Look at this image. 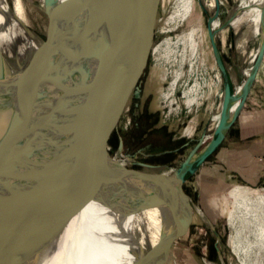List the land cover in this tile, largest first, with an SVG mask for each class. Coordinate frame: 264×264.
Instances as JSON below:
<instances>
[{"label": "water", "instance_id": "obj_1", "mask_svg": "<svg viewBox=\"0 0 264 264\" xmlns=\"http://www.w3.org/2000/svg\"><path fill=\"white\" fill-rule=\"evenodd\" d=\"M94 1L71 0L59 16L46 12L53 27L52 40L48 42L17 24L7 1H0L4 21L0 32L15 22L35 46L20 59L17 53L8 55L0 43V114L8 113L3 133L13 150L0 152V264H30L47 249L49 239L43 236L40 247L31 254L35 219L51 178L124 214H140L151 207L159 209L162 214L159 239L156 245L141 250L134 264H177L173 254L172 199L178 196L201 212L199 216L209 224L216 242L220 241L199 204L193 203L181 189L221 146L251 92L264 57V19L251 70L237 86L218 44L219 30L212 29L208 17L207 32L222 80L223 100L218 120L209 130L210 119L184 160L161 176L154 171L166 166L146 164L138 161L136 154H126L121 136L114 154L108 152L107 126L102 112L108 66L101 35L104 31ZM203 11L206 12L204 8ZM223 26L231 31L233 46L232 26L228 21ZM10 47L15 51L14 45ZM151 47H146L143 71L147 68ZM116 53L120 57L118 65L126 69L123 56ZM141 83L140 80L134 88L135 99L140 97ZM237 87L241 89L239 94ZM121 158L126 162L120 163ZM126 164L152 173L142 175Z\"/></svg>", "mask_w": 264, "mask_h": 264}, {"label": "rangeland", "instance_id": "obj_2", "mask_svg": "<svg viewBox=\"0 0 264 264\" xmlns=\"http://www.w3.org/2000/svg\"><path fill=\"white\" fill-rule=\"evenodd\" d=\"M6 1L12 10L10 1ZM240 1L219 0V12L216 19L223 24L228 21L230 25H236L235 15ZM94 2L101 30L105 32L102 33L106 34L108 39L107 47L122 55L127 66L126 69H121L118 65L120 61L112 60L110 65L105 62L108 67L105 69L102 112L107 126L108 152L111 155L114 154L118 147L119 136L126 138L125 153L128 155H132L146 140L153 138L155 147L144 153L145 155L169 152L159 158L140 161L155 166H166L163 170L175 168L201 137L208 121L218 113L220 99L214 90L208 95L207 86L202 84V81L208 83L214 80L219 71L215 65L207 32V19L212 12L205 8V0H195L190 17L172 30L168 18L173 11L175 0H95ZM28 17L32 31L47 42L52 40L50 31L53 27L46 15L32 5L28 9ZM236 26L238 35L234 38L235 42L245 40L247 50L256 51L259 38L252 34L253 24L242 22ZM192 27L197 29L194 56H190L189 48L186 47L183 50L182 45H178L171 48L168 60L155 59L152 54L155 46L166 39L175 42L178 35H182ZM230 32L229 29L219 32L217 40L220 41L218 44L224 61L235 76L236 85L240 86L250 72L254 59L243 58L232 46ZM59 39L62 40L61 32H59ZM148 45L152 47L148 55L147 68L143 71L142 62ZM182 51L184 52L183 60ZM175 70L181 72V79L172 95L166 98L164 95L169 92L172 72ZM143 72L144 75H142ZM140 78L143 79L142 92L139 99H135L133 92ZM195 80L202 84L200 93L204 97L199 103L194 102L188 107L184 104L182 91L185 87L192 86ZM252 88L253 94L249 93L237 120L228 132L229 135L206 159L197 174L181 189V192L189 196L193 203L196 204V201H199L201 211L211 222L220 241L216 242V236L209 224L197 214L189 201L185 200V205L180 208L173 206L175 214L173 254L177 264H221L219 254L222 264H242L243 259L246 264H264V248L255 247L240 259L232 253L229 238L234 234V228L229 225L227 219V212L232 208V199L227 193L234 187H255L257 190L250 189V191L264 195V177L258 176L256 179H250L252 183H247L231 172L232 167L236 168V166H230L229 159L225 157L230 151L232 142H235V139L232 141L231 138L236 135L245 138L253 131L262 129L260 125L264 120V57ZM221 89L220 86L219 90ZM134 103H137L136 107ZM215 124L212 121L209 130H212ZM187 128H192V135H186ZM208 133L210 134V131ZM186 143L189 145L185 146ZM119 162L124 163L125 159ZM125 166L139 171L142 175L152 173L145 168L128 164ZM161 171L162 169L156 170L154 173L159 174ZM244 171L243 167L241 173ZM54 208L56 210V206ZM155 211L148 213L149 247L156 245L162 231V214L158 208ZM55 212L53 209L51 215ZM47 227L48 225L43 226V228ZM51 231L63 233L61 225L55 229L52 228ZM249 239L252 242L251 235ZM51 263L47 261L44 264ZM53 264L56 263L53 262Z\"/></svg>", "mask_w": 264, "mask_h": 264}, {"label": "bare ground", "instance_id": "obj_3", "mask_svg": "<svg viewBox=\"0 0 264 264\" xmlns=\"http://www.w3.org/2000/svg\"><path fill=\"white\" fill-rule=\"evenodd\" d=\"M9 1L12 6V10H10L16 19L15 22L30 29L28 9L32 5H35L44 15L49 12L59 16L62 12L61 9L71 0ZM194 1L175 0L173 11L168 18V23L172 25V30L183 24L190 17L194 9ZM219 4V0H205L204 2L205 8L212 12L209 16L212 29L223 32L229 28L223 26L224 24L220 23L216 19L217 17L215 18L219 12ZM263 5L264 0H241L234 21L236 25L242 22L253 24L252 34L257 35L259 39L264 19ZM15 22L5 26L7 30L0 32V43L8 55L17 53V56L21 59L27 56L28 50L35 46ZM3 24V17L0 15V27H3ZM236 25H231L233 38L238 35ZM196 33L197 29L192 27L182 35H178L176 40H174L175 42H171L169 39L161 41V44L152 49V54L156 60L163 58L168 60L171 48L182 45L183 50L186 47L189 48L190 56H194L196 52ZM102 39L106 47L105 62L109 65L112 64V60L119 62L120 57L107 47L108 39L104 33H102ZM11 45L15 46L16 52L10 47ZM233 46L243 58L254 59L257 54V50H247L245 40L237 43L233 40ZM181 57L183 60V51ZM171 77L169 92L165 95L162 93L166 98L170 97L174 92L177 83L181 79V72L175 70L172 72ZM231 78L236 84L235 76L232 72ZM221 81L219 71L215 75L214 80H210L208 83L207 81H202V84L208 88V95L214 90L220 99L218 111L221 109L223 100L222 89L219 90L220 86L222 88ZM202 84L195 80L192 86L185 87L182 91L184 104L188 107L194 102L199 103L200 99L204 97L200 93ZM237 91L238 94L241 92L240 87L237 88ZM7 119V112L0 114V152H13L9 138L3 133ZM217 120V115L212 117V121L215 123ZM185 133L188 136L192 135V128H187ZM172 169L162 170L159 174L164 176L171 172ZM250 189L253 191L257 190L255 187L250 186H236L227 193L232 199V208L227 212V219L229 225L234 228V234L229 238V245L232 253L239 259L245 257L255 247H258V249L264 248V195L253 193ZM172 202L174 208H180L185 205L184 200L180 196L173 198ZM53 205L56 206L57 211ZM53 209L56 212L51 215ZM155 209L157 208L151 207L140 214H124L123 211L106 206L91 197L86 198L51 178L47 184L44 202L35 219L31 240V254L38 250L41 244L40 241H42L40 238L43 236H47L49 239L47 240V249L30 264H44L47 261H51V264L53 262L56 264L58 262H63L64 264H134L139 252L148 246V213L152 210L155 211ZM196 212L201 215L200 211L196 210ZM45 225H48V227L43 228ZM60 225L63 233L51 231L52 228L55 229L60 227ZM250 235L252 236V242L249 241ZM242 264H246L245 259L242 260Z\"/></svg>", "mask_w": 264, "mask_h": 264}, {"label": "crops", "instance_id": "obj_4", "mask_svg": "<svg viewBox=\"0 0 264 264\" xmlns=\"http://www.w3.org/2000/svg\"><path fill=\"white\" fill-rule=\"evenodd\" d=\"M140 80L142 81V92V78L138 80L137 85ZM253 91L252 88L251 95ZM260 126L262 128L260 131H253L251 135L245 138L238 137L237 135L231 138L232 141L235 139V142H232V146L234 147L231 146L230 151L225 155L229 159L230 166H236V168L232 167L231 172L244 179L247 183H252L250 179H256L258 176L260 178L264 177V120ZM241 159L243 161H240ZM243 167L245 171L241 173ZM196 203L199 204V201H196Z\"/></svg>", "mask_w": 264, "mask_h": 264}, {"label": "flooded vegetation", "instance_id": "obj_5", "mask_svg": "<svg viewBox=\"0 0 264 264\" xmlns=\"http://www.w3.org/2000/svg\"><path fill=\"white\" fill-rule=\"evenodd\" d=\"M137 128H139V127H137ZM123 141H124V152H125V151H127L125 149V147H126V138H123ZM154 142L155 141H154L153 138H149L138 149H136V151L134 153H132V155L133 154H136L137 155V160L140 161L141 159L159 158L160 156H163V155L167 154V153H164V152H169V151H163V152H161L158 155L157 154H148V155H145L144 153L149 152L151 149H153L155 147V144L156 143H154ZM160 144H162V143H160ZM220 262L222 264V261L221 260H220Z\"/></svg>", "mask_w": 264, "mask_h": 264}]
</instances>
